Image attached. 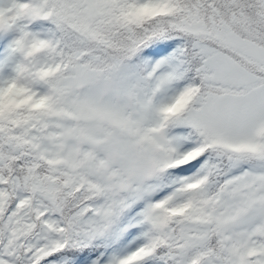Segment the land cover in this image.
Masks as SVG:
<instances>
[{"label": "snow or ice", "instance_id": "snow-or-ice-1", "mask_svg": "<svg viewBox=\"0 0 264 264\" xmlns=\"http://www.w3.org/2000/svg\"><path fill=\"white\" fill-rule=\"evenodd\" d=\"M0 264H264V0H0Z\"/></svg>", "mask_w": 264, "mask_h": 264}]
</instances>
